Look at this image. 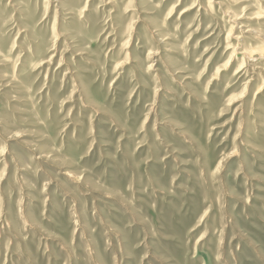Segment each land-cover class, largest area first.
I'll return each instance as SVG.
<instances>
[{"label": "rangeland", "instance_id": "1", "mask_svg": "<svg viewBox=\"0 0 264 264\" xmlns=\"http://www.w3.org/2000/svg\"><path fill=\"white\" fill-rule=\"evenodd\" d=\"M242 44L264 0H0V264H264Z\"/></svg>", "mask_w": 264, "mask_h": 264}, {"label": "bare ground", "instance_id": "2", "mask_svg": "<svg viewBox=\"0 0 264 264\" xmlns=\"http://www.w3.org/2000/svg\"><path fill=\"white\" fill-rule=\"evenodd\" d=\"M68 14H71V13H68ZM239 46H241V48L239 47L240 48V51H239L240 55L242 56V59H244L247 63L251 62V61H255L258 58L263 59V57H264V50L261 51L260 49H258V50L251 51L243 44L239 45ZM251 70H260V68L255 64L251 67Z\"/></svg>", "mask_w": 264, "mask_h": 264}]
</instances>
